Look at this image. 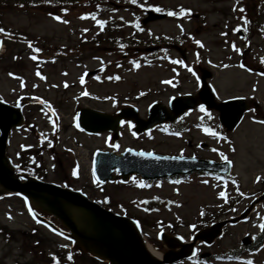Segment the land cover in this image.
Returning a JSON list of instances; mask_svg holds the SVG:
<instances>
[{
  "label": "rangeland",
  "instance_id": "1",
  "mask_svg": "<svg viewBox=\"0 0 264 264\" xmlns=\"http://www.w3.org/2000/svg\"><path fill=\"white\" fill-rule=\"evenodd\" d=\"M165 4L170 6L181 4V2L165 0ZM182 4L189 5L193 8L196 6L200 8L198 11H206L205 27L199 28V30L197 29L196 32L198 33V40L202 41L204 47L206 48V59L210 62L211 66H215V77L213 83L219 91L221 98L247 95L254 91V93L261 99L264 106V80L262 83L263 85H256L255 88L250 87V84H248L245 80L246 75L238 71L235 67V62L228 58V55H230V57L234 59L236 53L230 52L228 46H222L223 44L219 46L216 45V41H221L219 38L221 34H218L219 30L226 31L223 28L224 23L221 26L219 17L221 16L225 18V16L222 13L213 12L209 9L211 7L210 4H203L200 0H183ZM118 17L124 19L127 25H131L137 20L139 14L137 12L122 11ZM3 20L7 26L14 29L24 30L30 37L47 36L54 39L55 42L61 43L75 41L80 33H82L90 25L89 22H86V20H80V18L75 16L73 13L65 17L62 22L61 20L54 19V17L46 16L45 13L36 9H31L27 13H8L4 16ZM64 21H66V23ZM238 24L240 23H237V25ZM149 27L153 33L164 32L166 34H171L172 36L174 35L173 37H176L180 32L174 27L173 22L152 24ZM185 29L189 30L193 28L189 22H185ZM225 29H227L226 25ZM227 38L234 39L232 34L229 33L227 34ZM263 42V38L254 40V43L262 44ZM171 49L174 52L181 54L190 55L191 52V50L182 49L176 46H169L166 48V53L169 55L170 53L174 54ZM253 51H257V49L253 47ZM116 55H118L119 59L123 57V54L110 52L107 54H99L98 59L85 60L79 66L68 63L64 65V68L68 65L66 73L59 72L63 69L61 66L55 70L50 69L51 72L47 74L49 88L46 87V85L42 86L47 89V94L55 95V93L60 91V84L68 82L74 86L73 89L67 91L69 95H72L73 93L79 91V89L77 90V87L75 86L76 80L82 77L83 72L95 69L106 61L113 63V57ZM26 65L27 67L22 72L23 79H14L9 77L7 73H3L0 70V98L9 102H16L18 100V96L22 95L23 90L25 94L31 93L36 96L45 93L41 90V86L40 88L38 87L36 68L30 62H27ZM164 65V63H160L156 66L153 65L140 68V70L136 72L129 71L122 72L121 74L119 73L120 75L114 74L116 77L111 76L110 78H117L118 76L120 78V81L116 84L113 81H107L108 78H105L111 73H116L115 68H110L103 75H101L102 84L95 83L92 80L88 81V89L93 96L81 102L94 109L109 112L115 109L118 102L116 100L107 101L105 98L106 96H117L120 99L126 96L133 97L138 91L153 92V94H151L152 96L149 97L148 100L141 103V108L145 109L154 101V99L163 97L165 100L168 95L164 94L161 96H155L154 94L155 90L162 88L157 85L159 81L173 76L171 71L164 70ZM27 90H29V93H27ZM69 103L71 105L69 112L60 110L63 116V121L66 123H70L71 121L73 122L74 119L73 109L75 106H72L71 101ZM36 118L38 119V123L45 122L46 120L45 114L40 111H38ZM210 118H213V116H210ZM125 132L126 129L123 130V133ZM64 136L61 137V139L64 138L63 143H61L64 147H72V145L76 146L81 148L84 154L87 155H92L93 151L104 146L106 141L104 135L88 139L84 138L80 134H76L75 140H78L83 145L77 146L73 139L68 137L65 138ZM154 136L155 137L152 142H135L130 140L125 133V139L121 141V148H144L147 151L153 150L156 153L169 155H178L179 152L191 154L192 150H195L193 152L198 156L211 160H216L221 155H226L233 163L234 172L240 178L242 190L246 196L239 209L244 207L251 200V197L254 194L261 191V182H264V127L253 125L249 123L248 119H246L243 125L229 136L228 139L230 140V143L214 144L212 142V146L219 151L210 147L197 149L196 145L198 143H207L206 138L197 134L194 136V140L188 141L192 144V146H188L189 144L186 145V143H183V141L180 140L165 139L157 134ZM70 158H73L72 153H70ZM58 177V174H50L49 180H56ZM226 187L227 185L225 183L217 179H198L195 176H192L181 182H164L159 187L154 186L147 191L134 189L129 186L122 187L116 196L126 211H129L130 215H142L139 213L140 211L135 208L134 203L143 198L159 197L161 199L168 200V202L163 206L157 207L153 210V212L149 215L150 219L166 220L177 224V232L185 237H188L191 235V226L201 209L205 208L212 210L222 204L220 194ZM88 192L91 194L90 197H93L92 192ZM95 195L96 197H99L98 190ZM113 210L118 213L121 212V209L119 208H115ZM0 224L10 228H26L32 232H38L40 235L45 236L52 243V248L47 247L49 248L48 251L50 255L54 252V248L58 250V246L63 243L47 234L41 228L32 224L26 213L21 211V208L17 206L13 199H6L0 202ZM262 224H264V208H261L248 224L230 229L221 246L225 247L231 245L236 246L239 249V242L241 238L245 236V234L252 237H258L261 228L260 226ZM159 230L160 229L151 227L147 230L148 236L153 243L155 242L154 237L156 232ZM2 244L3 240L0 239V246ZM150 244L153 246L152 243ZM1 250L2 249L0 247V251ZM24 251L26 252L25 256H23ZM34 251L38 253L36 256ZM34 251L27 248L23 243L14 246L12 252V264H24L28 260L39 261V255L41 252L40 250ZM252 258L255 262H261L264 260V247L258 253L252 255ZM86 262L89 263L88 261ZM220 264L244 263L235 262Z\"/></svg>",
  "mask_w": 264,
  "mask_h": 264
},
{
  "label": "water",
  "instance_id": "2",
  "mask_svg": "<svg viewBox=\"0 0 264 264\" xmlns=\"http://www.w3.org/2000/svg\"><path fill=\"white\" fill-rule=\"evenodd\" d=\"M18 122L17 111L0 105V130L3 136ZM82 124L86 125L85 119H82ZM0 189V194L20 191L29 198L32 206L58 217L61 223L71 231L79 248H83L85 244V249L100 253L108 258L111 264H144L146 262L144 252L140 244L136 242L131 229L123 228L106 219L76 193L33 181L18 186L17 178L13 176L9 163L3 158V143L0 144ZM132 247H135L136 259L133 257L131 259L128 254V250Z\"/></svg>",
  "mask_w": 264,
  "mask_h": 264
},
{
  "label": "snow or ice",
  "instance_id": "3",
  "mask_svg": "<svg viewBox=\"0 0 264 264\" xmlns=\"http://www.w3.org/2000/svg\"><path fill=\"white\" fill-rule=\"evenodd\" d=\"M132 2L135 3L136 0H132ZM155 10H156V11H161V9H159V8H156ZM241 11H243V9H241ZM180 14H181V15H184V14H185V10L181 9V13H180ZM168 15H169V16H175L176 13H175V12H168ZM54 19L59 20L60 17L56 16V17H54ZM93 19H95V17H93ZM64 22L66 23V21H64ZM98 23H99L100 27L103 28V26H104V22H103V21H98ZM136 26L139 27V25H136ZM3 32H4V29L0 28V33H3ZM196 43L199 44L201 47H203V45L200 44L199 41H197ZM29 47H31V45H29ZM32 59H36V57L33 56ZM177 62H178V61H173V63H177ZM262 62H264V61H262ZM180 63H182V62H180ZM137 67H139V65H137ZM188 70H189V71H192L191 69H188ZM193 74L195 75V73H193ZM41 78L43 79V77H41ZM117 79H119V78L117 77ZM81 82H83V78H81ZM65 87H67V85H65ZM85 95H87V93H85ZM200 111H201V112H205V111H206L205 108H204L202 105H201V107H200ZM260 123H264V121H260ZM206 131H209L210 134L213 135V136L216 135L215 132H211V131L208 130V129H206ZM116 147H118V146H116ZM141 155H144V154L141 153ZM147 155H151V154L149 153V154H147ZM181 158H182V157H181ZM225 159H226V158H225ZM73 175H77V173H76V172H73ZM258 179H259V178H258ZM97 182H98V181H97ZM141 186L143 187V184H141ZM224 195H225L224 193H221V196H224ZM29 211L31 212V209H29ZM33 219H34V220L36 219V217H35L34 214H33ZM37 222L39 223V221H37ZM193 227H194V226H193ZM260 227H261L262 230H264V224H262ZM69 259H71V257H69ZM247 264H253V262H252L251 260H249V261L247 262Z\"/></svg>",
  "mask_w": 264,
  "mask_h": 264
}]
</instances>
